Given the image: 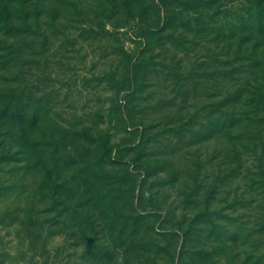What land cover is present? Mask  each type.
Returning <instances> with one entry per match:
<instances>
[{
  "label": "rangeland",
  "instance_id": "rangeland-1",
  "mask_svg": "<svg viewBox=\"0 0 264 264\" xmlns=\"http://www.w3.org/2000/svg\"><path fill=\"white\" fill-rule=\"evenodd\" d=\"M0 264H264V0H0Z\"/></svg>",
  "mask_w": 264,
  "mask_h": 264
},
{
  "label": "trees",
  "instance_id": "trees-1",
  "mask_svg": "<svg viewBox=\"0 0 264 264\" xmlns=\"http://www.w3.org/2000/svg\"><path fill=\"white\" fill-rule=\"evenodd\" d=\"M258 16H259V15H258ZM261 28H263V25H261ZM231 126H233V125H231ZM231 126H230L229 128H232Z\"/></svg>",
  "mask_w": 264,
  "mask_h": 264
}]
</instances>
